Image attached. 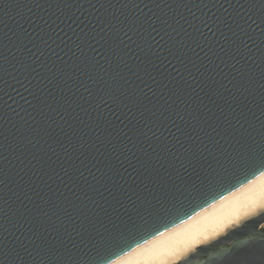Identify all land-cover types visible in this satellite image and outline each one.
<instances>
[{"label":"water","instance_id":"water-1","mask_svg":"<svg viewBox=\"0 0 264 264\" xmlns=\"http://www.w3.org/2000/svg\"><path fill=\"white\" fill-rule=\"evenodd\" d=\"M262 172L264 0H0V264H109Z\"/></svg>","mask_w":264,"mask_h":264},{"label":"bare ground","instance_id":"bare-ground-1","mask_svg":"<svg viewBox=\"0 0 264 264\" xmlns=\"http://www.w3.org/2000/svg\"><path fill=\"white\" fill-rule=\"evenodd\" d=\"M264 225V172L109 264H181Z\"/></svg>","mask_w":264,"mask_h":264}]
</instances>
